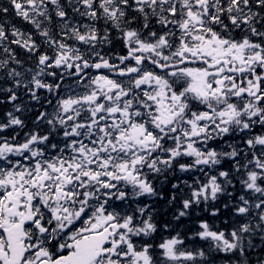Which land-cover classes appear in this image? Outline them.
Listing matches in <instances>:
<instances>
[{"label": "snow or ice", "instance_id": "snow-or-ice-1", "mask_svg": "<svg viewBox=\"0 0 264 264\" xmlns=\"http://www.w3.org/2000/svg\"><path fill=\"white\" fill-rule=\"evenodd\" d=\"M0 264H264V0H0Z\"/></svg>", "mask_w": 264, "mask_h": 264}]
</instances>
